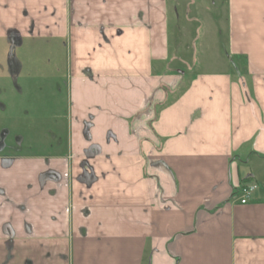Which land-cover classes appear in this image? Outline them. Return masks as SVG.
<instances>
[{"label":"crops","instance_id":"crops-1","mask_svg":"<svg viewBox=\"0 0 264 264\" xmlns=\"http://www.w3.org/2000/svg\"><path fill=\"white\" fill-rule=\"evenodd\" d=\"M226 1L227 66L168 101L179 80L168 89L167 75L181 71L175 59L188 64V46L177 52L167 0H0L2 12L61 18L28 15L31 29L73 46L75 174L83 150L97 146L90 188L40 189L41 172L69 169L59 147L9 167L0 152V188L14 202L2 204L0 264H264V0ZM9 28L23 29L0 23V36Z\"/></svg>","mask_w":264,"mask_h":264},{"label":"rangeland","instance_id":"rangeland-1","mask_svg":"<svg viewBox=\"0 0 264 264\" xmlns=\"http://www.w3.org/2000/svg\"><path fill=\"white\" fill-rule=\"evenodd\" d=\"M196 2L197 5H191V0H167L172 41L181 39L188 46V64L180 60L172 63V69L181 71L174 73L172 78L167 75L168 89L175 86L176 80H179L178 89H187L189 79L205 72H220L227 66V1ZM29 13L47 23L61 21V18H52L51 12L41 16L39 12L0 10V23L12 22L23 27L18 31L21 44L15 48L21 64L15 79L10 72L9 37L0 36V138L3 137L6 144L3 154L13 156L47 155L55 152L57 147L67 149L71 134L73 46L69 36L50 34L43 25L31 29ZM14 31L17 32L9 28L8 35ZM182 73L186 75L185 81H181ZM158 92L162 95L165 90L155 89L153 94L156 96L153 97L156 100ZM173 92L167 94L168 101L177 99Z\"/></svg>","mask_w":264,"mask_h":264},{"label":"flooded vegetation","instance_id":"flooded-vegetation-1","mask_svg":"<svg viewBox=\"0 0 264 264\" xmlns=\"http://www.w3.org/2000/svg\"><path fill=\"white\" fill-rule=\"evenodd\" d=\"M9 36H14V37H20V33L15 32L10 33ZM83 133L86 139L91 140V121H85L84 122V129ZM2 136V135H1ZM71 136V134H70ZM71 140V139H70ZM69 140V144L67 149H61L59 152H68L69 157L66 159V165L69 167V169L66 172H60L59 170H56L54 168H47L43 172L39 174L38 177V182H39V187L41 190H43L48 183H53L56 185V187H71L73 188L75 183H81L86 185L87 188H90L92 183L95 181V174H94V168L93 165L90 163V160L94 157H91L92 155H95V152L97 151V146H89L88 148H85L83 150V158L78 161V166L80 168V171L75 174L74 173V166L75 161L77 160V154L76 152L73 151L71 147V142ZM6 149V144L4 142V138H0V152L3 153V151ZM13 158V155H8V154H3V158ZM49 163V160L47 161ZM57 190L56 189H49L47 192L49 194H54ZM0 195L2 196V203L0 202V214L2 212V204H7V205H13L14 202L11 200L7 195L5 194V191L0 188ZM19 209L22 211L26 209L25 204L19 205ZM10 227V222H6L4 224V228L7 231V229ZM9 232V231H8ZM7 240L5 242V245L7 248L10 247L11 243L13 242L14 238L10 237L9 235L7 236Z\"/></svg>","mask_w":264,"mask_h":264},{"label":"water","instance_id":"water-1","mask_svg":"<svg viewBox=\"0 0 264 264\" xmlns=\"http://www.w3.org/2000/svg\"><path fill=\"white\" fill-rule=\"evenodd\" d=\"M9 42H10V51H9V65H10V72L13 76V79L17 77V74L19 73L21 69V64L19 60L17 59L15 55V48L21 44V37H14L9 36ZM95 155H92L91 157H94ZM13 158H3L2 159V165L5 167H9L13 163Z\"/></svg>","mask_w":264,"mask_h":264},{"label":"built area","instance_id":"built-area-1","mask_svg":"<svg viewBox=\"0 0 264 264\" xmlns=\"http://www.w3.org/2000/svg\"><path fill=\"white\" fill-rule=\"evenodd\" d=\"M256 186L255 185H248V186H244L242 187V193L244 195V198H241V202L245 203L248 200V197L250 196L251 192L254 190Z\"/></svg>","mask_w":264,"mask_h":264},{"label":"trees","instance_id":"trees-1","mask_svg":"<svg viewBox=\"0 0 264 264\" xmlns=\"http://www.w3.org/2000/svg\"><path fill=\"white\" fill-rule=\"evenodd\" d=\"M184 46H186V45L181 41V46L178 48V53L180 52L181 54H183V53L186 52V48H185ZM177 57L180 58L179 55H177L175 58H177ZM175 58H173V60H174ZM175 60H176V59H175ZM175 60H174V61H175ZM174 61H173V62H174ZM171 62H172V61H171ZM171 65H172V64H171ZM177 89H178V88H177ZM182 90H183V89L180 90V88H179L177 91H176V89H175L176 92H175V91H174V92H175L176 95L178 96V95L181 94L180 92H181ZM163 104H166V101H165ZM94 177H95V176H94ZM244 180H247V179H244Z\"/></svg>","mask_w":264,"mask_h":264}]
</instances>
